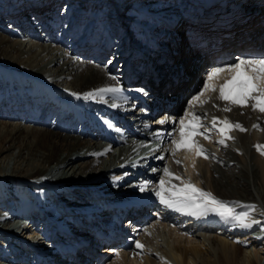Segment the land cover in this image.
<instances>
[{
	"label": "bare ground",
	"instance_id": "obj_1",
	"mask_svg": "<svg viewBox=\"0 0 264 264\" xmlns=\"http://www.w3.org/2000/svg\"><path fill=\"white\" fill-rule=\"evenodd\" d=\"M188 1L0 0V76L4 70H9L13 76L20 74L25 85L32 84L29 96L11 98L7 102L0 100V191L3 194L0 198L4 194L18 195L25 188L39 201L43 200L41 209L47 215L49 207L43 206L45 202L56 199L59 204L62 200L68 204L65 206L68 216L55 218L66 230H70V218L87 225L83 219L86 217L104 226L120 213L122 222L118 223L120 218H117L115 226L120 236L131 239V247L115 250L100 246L87 264H97L99 254L106 252L113 254H105L102 264H264V235L260 230L230 225V221L215 213L194 216L179 212L161 204L155 195L160 179L181 183L164 175L163 169L167 167L185 182L190 180L217 199L233 202L237 211L249 210L245 206L254 205L249 219H264V154L255 147L264 145L261 130L264 129V113L253 111L250 106L233 107L231 112L221 110L226 102L218 99L219 85L231 77L229 72L221 73L214 80L215 92H206L201 97L208 103L201 107L193 99L201 91L199 80L203 66H208L209 73L234 64L238 58H253L241 56L245 47L264 50V39L260 38L264 28V0H191L202 9L206 7L218 22H229L224 26L218 24L216 30L222 28L221 38L227 44L224 49L233 54L214 67L210 61L224 49L214 54L201 51L198 54L188 48L183 39L180 17L189 16V11L183 8ZM78 6L96 12L90 15L88 11L81 16ZM146 12L152 16L151 28L141 24L147 19ZM215 25L217 22L203 31L206 38H215L212 30ZM152 28L151 36H156L167 51L155 50L153 58L163 61L155 63L157 68L147 69L145 73L138 70L143 60L128 61L130 58L122 54L138 44L144 45L146 32ZM229 32L234 35L233 39L225 37ZM27 37L36 41L28 44L24 40ZM109 43L115 52L110 57L102 54ZM127 61L130 64L125 66ZM15 85L20 86V83ZM109 86H119L123 91L96 92ZM89 92L94 98H86ZM182 92L172 106V115L166 119L178 122L186 111L193 110L189 108L192 102L197 114H207L206 125L215 116L240 122L247 131L232 130L230 135L235 139L227 140V146L218 143L221 138L218 131L212 132L210 139L197 137L212 154L208 159L186 149L173 157L168 134L179 125L160 124L159 121L165 119V111L152 117L150 107L163 104L165 99ZM185 96L189 101L183 108L181 103ZM24 101L38 105L39 112L34 117L28 118L23 112L25 107L20 108ZM112 104L120 107L114 108ZM26 121L33 125L24 124ZM254 124H259L260 128H254ZM158 132H162L164 138H158ZM142 151L147 152L148 157L142 161L141 170L122 167L136 154L144 153ZM159 156L163 159L156 158ZM176 159L183 163L177 164ZM144 182H149L148 187L141 191ZM132 184L138 186L130 188ZM135 192L148 200L124 201L133 199ZM88 199L98 202L103 199L109 209L101 210L98 202L94 212L82 213L71 206ZM38 209L28 211L36 218L44 217ZM15 223L14 220L10 224ZM25 224L17 228L18 235H26L17 246L20 254H11L10 261L0 264H20L22 258H34L31 254L24 255L28 252V242L45 258L27 264L73 263L72 258L60 257L53 248L63 244L73 251L76 249L69 239L60 242L53 239L64 236L65 231L56 230L55 234L56 225L51 221L37 230ZM82 239L88 241L86 237ZM136 240L144 245L143 249L135 246ZM42 242L46 247L39 248ZM5 243L7 239L2 245ZM111 255L117 257L116 262L107 260Z\"/></svg>",
	"mask_w": 264,
	"mask_h": 264
},
{
	"label": "snow or ice",
	"instance_id": "obj_2",
	"mask_svg": "<svg viewBox=\"0 0 264 264\" xmlns=\"http://www.w3.org/2000/svg\"><path fill=\"white\" fill-rule=\"evenodd\" d=\"M223 72L231 73V77L219 85L218 99L226 102L221 110L231 112L233 107L246 108L250 106L253 111L264 113V58H238L234 64L212 70L206 76L201 91L193 98L194 101L201 107L205 103H208V100H201V97L206 92H215L217 90L214 80L219 78ZM122 91L123 89L119 86H109L96 90L97 93H118ZM140 91L143 90L141 89ZM73 95L77 94L74 93ZM85 95L86 98H94L92 92ZM111 106L114 108L120 107L118 104H112ZM189 108L193 110L186 111L178 122L169 119L159 121L160 124L178 123L179 125L173 133L168 134L171 140L169 151L173 157L181 149H186L194 152L196 156H203L204 159H208L212 154L200 143L197 137L203 136L204 139H210L211 133L218 131L221 134L218 143L227 146V140L235 139L230 135L232 130L247 131L240 122H233L227 118L220 119L215 116L206 125L204 120L207 114L203 112L197 114L192 102L189 103ZM253 127L260 128V125L254 124ZM261 130L264 131V129ZM156 136L161 139L164 138L162 132L156 133ZM255 147L261 154H264V145L257 144ZM156 158L163 159L162 156ZM176 163L181 164L183 161L176 159ZM193 167H195V162H193ZM163 172L166 177L181 182L177 185L172 184L171 180L160 179L159 185L155 190V195L159 198L160 203L166 207L179 212H187L194 216L215 213L224 220L232 222L234 226L242 228H248L252 224L259 223L258 221L249 219L251 211L255 209L254 205L245 206L249 210L237 211L233 202L217 199L211 192L204 191L190 180L185 182L180 175L175 174L169 168L165 167ZM148 183L144 182L141 186V191H144L148 187ZM134 243L137 248H144V245L139 240L134 241Z\"/></svg>",
	"mask_w": 264,
	"mask_h": 264
},
{
	"label": "rangeland",
	"instance_id": "obj_3",
	"mask_svg": "<svg viewBox=\"0 0 264 264\" xmlns=\"http://www.w3.org/2000/svg\"><path fill=\"white\" fill-rule=\"evenodd\" d=\"M149 4H152V3H149ZM84 5V4H83ZM72 6V5H71ZM85 6V5H84ZM70 9V8H69ZM90 10V9H89ZM89 10H84L83 8H80L79 6H78V14L79 15H81V16H83V14L84 15H87L88 14V11ZM94 12H96V11H92V12H90L89 11V14L91 15V14H94ZM145 16H146V18L147 19H145L144 20V22L143 23H141V24H143L144 25V27H149V28H151L150 27V25L149 24H151V22L149 21V20H152L150 17H152V16H150L149 17V15L147 14V12H146V14H145ZM109 18V17H108ZM143 27V28H144ZM28 44H32L34 41H36V39H33V38H30V37H27V38H25L24 39ZM4 67H6V66H4ZM207 68V67H206ZM206 68H204V66H203V68L201 69V78H200V80H199V85L200 84H202L201 86H199V88H200V90L202 89V86H203V84H204V82H205V76H207V74H208V70L206 69ZM14 69H19V68H17V67H14ZM204 69V70H203ZM5 76V77H4ZM16 77V78H15ZM200 77V76H199ZM20 80H19V79ZM4 79H5V81H4ZM14 79H17V80H14ZM3 81V82H2ZM0 100H2L3 102H7L8 100H10L11 98H18V97H20V96H22V98L24 97V96H29V91H28V89L29 88H31V85L29 84V85H27V83H26V85H25V82L23 81V79H22V76L20 75V74H18V75H15V76H13L12 74H11V72L9 71V70H4V72L2 73V75L0 76ZM15 83L16 84H18V83H20V86H17V85H15ZM20 89V90H19ZM4 94V95H3ZM6 96V97H5ZM188 101H189V97L188 96H186V98H185V100H184V102L183 103H181V106L184 108L186 105H184V104H187L188 103ZM31 103V104H30ZM32 105V106H31ZM25 107V109L23 110V112H26V116L28 117V118H30V117H34L38 112H39V107H38V105H34L31 101L30 102H23L22 103V105L20 106V108H24ZM33 109V110H32ZM22 110V109H21ZM29 111V112H28ZM29 115V116H28ZM42 115V114H41ZM155 118H152V120H154ZM28 123V125H30V126H32L33 124L30 122V121H26L24 124H27ZM152 125H155V123L154 124H152ZM2 192V191H1ZM134 194H136V192L134 193ZM0 195H3V194H0ZM28 210H33L32 208H29ZM48 212V215L51 213L49 210L47 211ZM15 220V225L14 224H10V223H12L13 221ZM21 223H20V222ZM50 220H46L45 221V218H42V219H40L38 222H34L33 220H20V218L18 219V218H15V217H12V218H4V217H1L0 216V259L1 258H5L6 256H10L11 254H20V251L19 250H17V246H19V244L18 243H20V239H24V237H26V235H24V236H20V235H18L17 234V228L19 227V226H22V225H24V222L26 223L25 225H28L27 226V228H36V226H38V228H41V227H43L44 225H45V222H48V223H50L49 222ZM35 223H40V224H38V225H35ZM254 225V224H253ZM253 225L250 227V229H252V230H260L261 232H263L264 233V221H262V223H260V224H258L259 226H255V227H253ZM7 226V227H6ZM31 226V227H30ZM260 228V229H259ZM37 229V228H36ZM262 233V234H263ZM9 236V237H8ZM13 236V237H12ZM6 239H7V243H5L4 245H2V243H4V241H6ZM12 240V241H11ZM25 240V239H24ZM15 241V242H14ZM27 243V242H26ZM29 243V242H28ZM16 244V245H15ZM22 244H23V242H22ZM21 245V244H20ZM26 245V244H25ZM24 244H23V246H25ZM33 245V244H32ZM38 245V244H37ZM13 246V247H12ZM41 246H45V244H44V242H42L41 244H40V246L38 245V247L39 248H41ZM12 247V248H11ZM46 247V246H45ZM15 249V250H14ZM22 249V248H21ZM26 249H28V247H26ZM12 251V252H11ZM22 252V251H21ZM34 253V251H31V252H29V250H28V252L26 253H24V255L25 256H27V255H30L31 253ZM36 252V251H35ZM39 253H37V255H38ZM36 254H34L33 256H35ZM110 255V254H109ZM31 256H32V254H31ZM40 256H43V255H40ZM44 257V256H43ZM108 261H112V260H114V262H116L117 261V257L115 256V255H111L110 257H108V259H107ZM7 262V261H5V259L4 260H1L0 261V263L1 262Z\"/></svg>",
	"mask_w": 264,
	"mask_h": 264
}]
</instances>
